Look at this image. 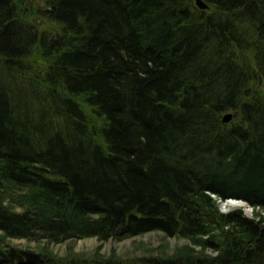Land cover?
Masks as SVG:
<instances>
[{
  "label": "trees",
  "instance_id": "16d2710c",
  "mask_svg": "<svg viewBox=\"0 0 264 264\" xmlns=\"http://www.w3.org/2000/svg\"><path fill=\"white\" fill-rule=\"evenodd\" d=\"M205 1L0 0V264H264V0Z\"/></svg>",
  "mask_w": 264,
  "mask_h": 264
},
{
  "label": "rangeland",
  "instance_id": "374dc122",
  "mask_svg": "<svg viewBox=\"0 0 264 264\" xmlns=\"http://www.w3.org/2000/svg\"><path fill=\"white\" fill-rule=\"evenodd\" d=\"M196 1V0H195ZM228 201H221V210L229 211L235 208H242L244 213L248 216H254L255 211L247 202L243 203H229ZM233 206V207H231ZM187 242L185 238L180 236H168L161 230H152L140 235L128 237L122 240H114L112 238L106 240H99L96 236H90L78 239L76 241L67 240L62 243L51 242L49 248L56 253L64 254L67 249L72 246L75 251L84 254H92L96 248L102 244L101 252L108 254L115 250L124 258H142L144 256H152L162 254L165 251L172 252L176 247L181 246ZM46 245L47 240H32L27 238H9V243L6 246L17 247L20 249H29L33 251L41 250V247ZM43 257V256H42Z\"/></svg>",
  "mask_w": 264,
  "mask_h": 264
},
{
  "label": "water",
  "instance_id": "95a60500",
  "mask_svg": "<svg viewBox=\"0 0 264 264\" xmlns=\"http://www.w3.org/2000/svg\"><path fill=\"white\" fill-rule=\"evenodd\" d=\"M196 4L202 8H209V4L205 0H196ZM233 114L231 112H227L224 114V120L230 121L232 119ZM20 252L25 256L26 260L33 264H44L45 259L41 256V254L37 251L29 250V249H20Z\"/></svg>",
  "mask_w": 264,
  "mask_h": 264
},
{
  "label": "built area",
  "instance_id": "2783aa9c",
  "mask_svg": "<svg viewBox=\"0 0 264 264\" xmlns=\"http://www.w3.org/2000/svg\"><path fill=\"white\" fill-rule=\"evenodd\" d=\"M231 201L234 202V203H235V202H236V203H243V202H244V201L241 200V199H235V198H231V199H230V202H231ZM244 203H245V202H244ZM251 207H252V206H251ZM252 209H253V207H252Z\"/></svg>",
  "mask_w": 264,
  "mask_h": 264
},
{
  "label": "bare ground",
  "instance_id": "6f19581e",
  "mask_svg": "<svg viewBox=\"0 0 264 264\" xmlns=\"http://www.w3.org/2000/svg\"><path fill=\"white\" fill-rule=\"evenodd\" d=\"M229 203H230V201H228V202L226 203V205L229 204ZM231 203H233L234 205L237 204L236 202L234 203V202H232V201H231ZM231 207H233V206H231Z\"/></svg>",
  "mask_w": 264,
  "mask_h": 264
}]
</instances>
